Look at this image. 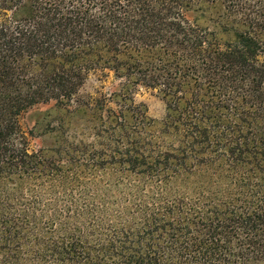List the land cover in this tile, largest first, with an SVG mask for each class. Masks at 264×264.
<instances>
[{"label": "trees", "instance_id": "trees-1", "mask_svg": "<svg viewBox=\"0 0 264 264\" xmlns=\"http://www.w3.org/2000/svg\"><path fill=\"white\" fill-rule=\"evenodd\" d=\"M0 264H264V0H0Z\"/></svg>", "mask_w": 264, "mask_h": 264}, {"label": "rangeland", "instance_id": "rangeland-1", "mask_svg": "<svg viewBox=\"0 0 264 264\" xmlns=\"http://www.w3.org/2000/svg\"><path fill=\"white\" fill-rule=\"evenodd\" d=\"M200 13V11L192 12L190 18L194 19L197 16L199 23L208 25L211 29H216L214 23L208 19L210 12H203L202 16H200ZM125 83L126 80L117 77L114 71L108 69L92 71L81 90V94L100 95V93H107L110 95L121 90ZM135 97L138 102L147 104L148 113L152 118L161 120L165 116L166 103L155 91L141 87L136 92ZM111 105L113 107L117 106L113 102ZM55 120H58V113L53 107V102L36 105L24 113L21 122L24 129L31 134V149L37 150L40 147L43 138H47L49 127ZM42 133L43 136H41Z\"/></svg>", "mask_w": 264, "mask_h": 264}]
</instances>
